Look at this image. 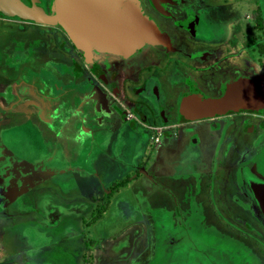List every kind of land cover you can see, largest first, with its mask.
I'll return each instance as SVG.
<instances>
[{
    "label": "rangeland",
    "instance_id": "rangeland-1",
    "mask_svg": "<svg viewBox=\"0 0 264 264\" xmlns=\"http://www.w3.org/2000/svg\"><path fill=\"white\" fill-rule=\"evenodd\" d=\"M41 1L49 9L52 7L53 0ZM224 1L230 0H205L206 4L217 5ZM258 1L260 0H247V4L249 3V7H256ZM259 15L264 16V0H261ZM8 17L17 21H25V23L0 21V33L2 29V33H5L13 26L16 29L32 30L33 37L37 34L35 39L40 38L45 41V48L42 49L46 53H48V48L58 49L60 44L70 46L58 27L34 24L19 17ZM236 21L235 29H244L248 26L254 35H258L256 29L259 28L253 26V21H248L244 17H238ZM239 22H242L245 27H241ZM38 29L44 30V33H38ZM17 32L14 33L15 36L19 35ZM259 32H261L262 64L264 61V29L261 28ZM17 42L12 41L13 44ZM72 52L77 53L79 67H85L88 62L82 54L73 49ZM55 54L56 51L50 52L49 58L42 53L35 58V61H33L35 55L31 54L27 61L31 64L36 63V65L52 68L53 63L59 62L55 60ZM61 58L69 59L66 53ZM57 66L63 68L60 64ZM12 71H15L14 63ZM51 71L54 70L51 69ZM262 73H264L263 69ZM55 74L58 75L56 72ZM139 93L133 90L128 91L132 100H136ZM142 93L143 96L150 97L148 93ZM171 130L172 133H177V137L172 136L173 139H171L168 133L160 134L163 152L167 155L168 150L174 151L180 148L181 152L175 157H183L187 163L186 167L174 169V172L182 175L180 179L170 178L171 176L166 178L164 174L158 172L156 180L151 181L152 189L149 191L134 188L133 195L130 193L131 190L116 193L118 182L105 180V157L100 163L93 164L92 162L75 167L63 161L65 163H61L60 173L41 176L27 188L24 195H18L16 189L3 188L0 192V264H90L95 254L90 248V243L93 244L96 241L97 243L103 242L101 249H105L104 252L100 249L97 253V264H232L227 254L231 246H223V243L237 246L244 251L239 254L237 264L238 261H244L246 264H252L253 260L256 261V257L251 256V253H260L261 264H264V249L261 248V219L256 215L252 216L256 208L243 192L236 191L234 188L236 182L240 183L237 181L238 178H235V172L246 146L238 147L233 152L230 150L227 158L224 161L221 158L220 163L219 158L210 162L206 161V158L202 159L199 154L200 145L198 144L206 137L203 126L193 125L188 131L183 126L179 129L173 126ZM213 132L215 134V130ZM190 133L195 135L188 138V141L198 139L196 143L198 147L194 145L195 147L192 148L198 152L195 158L190 156L192 152L189 153L191 144L185 142ZM154 134L155 130L146 127L139 133V137L143 138L141 143L144 141L146 145H149L148 150L151 149L150 144L155 145L151 138ZM139 146L136 144L134 148L137 149ZM194 161H199L198 169L196 163L193 164ZM143 165L141 164L138 171L132 174L138 173V176L142 177L140 170ZM149 167L150 163H147V168ZM197 170H200V175ZM188 171L191 173L189 177H185ZM208 171L211 172L208 174ZM207 176L215 181L217 189L221 191L218 195L216 189L210 198L206 197L204 192H198L196 198L203 205L206 219L203 221V214L198 212L180 214L175 212L177 202L181 210L186 206L188 211L194 209L191 206L193 201L189 199L192 195V192L189 193V188L196 190L205 186L203 180L207 179ZM138 182L140 183V180ZM165 187L174 190L170 189L171 192L168 193ZM244 200H246L244 205L251 209L250 213L242 208ZM211 211L216 213L218 220L221 221L219 226L211 225L213 221ZM236 213L246 217L251 225L243 227L240 224L241 228L237 229L229 225L228 227L232 229L229 231L226 227L227 223H234ZM179 215H185L186 218L188 216L198 217V220H191V226L202 228L210 236L206 237V241L204 240V246L194 244V246L192 244L183 246L180 245L183 239L175 240L171 252L162 253L160 234L164 230L171 233L181 227L182 225L178 224ZM183 218L180 217V219ZM171 235L176 239L179 238L174 233ZM238 236L244 238L246 242H241ZM86 239H88L89 246L85 244ZM123 255L127 257L126 260Z\"/></svg>",
    "mask_w": 264,
    "mask_h": 264
},
{
    "label": "crops",
    "instance_id": "crops-1",
    "mask_svg": "<svg viewBox=\"0 0 264 264\" xmlns=\"http://www.w3.org/2000/svg\"><path fill=\"white\" fill-rule=\"evenodd\" d=\"M7 20L16 23L22 21L0 15V21ZM2 30L0 33V192L3 188L16 189L18 195H24L27 188L41 176L60 173L61 163L66 162L75 167L92 162L100 163L104 157L105 180L118 182L116 193L131 190L130 193L133 195L134 188L149 191L152 189L151 181L156 180L158 172L164 174L166 178L182 177L178 172H174V169H184L187 164L183 157H175L181 152L180 148L174 151L168 150L169 153L166 155L158 142L155 145L150 144L151 149L148 150L149 145L144 141L141 143L143 138L139 137L143 125L130 119L126 114L128 108L134 107L116 91L111 92L98 82L86 81L84 76L78 78L86 66L81 68V71L75 66L73 60H78L77 53L72 52L68 46L60 45L58 49L48 48L46 53L42 49L45 48V41L40 38L35 39L37 34L33 37L32 30L16 29L15 26L5 33H2ZM16 31L19 35L15 36ZM37 31L44 33V30ZM13 40L18 42L13 44ZM52 51H56L54 57L59 61L53 63L52 68L27 61L31 54L35 55L33 61L42 53L50 58L48 54ZM65 53L68 60L61 58ZM58 64L63 68H59ZM139 115L144 121L150 120ZM19 129L21 132L18 131ZM162 134L166 133L163 131ZM194 135L190 133L186 138L187 141L185 140L192 146L189 153L195 151L192 148L198 142V139L188 141V138ZM172 136L177 137L174 133H170L169 138L173 139ZM136 144L140 145L137 149L134 148ZM214 159L211 155L205 160L211 162ZM199 161L192 162L196 163L197 169ZM147 163H150L149 168ZM141 164H144L141 167L142 171L140 170L142 177L138 176V173L132 174L138 171ZM197 171L200 175V170ZM189 173L191 172L188 171L186 175ZM170 189H167L168 193ZM197 196L198 194L191 195L189 198L193 201L191 206L194 209L188 211L186 206L181 210L177 202L175 212L178 214L198 212L203 214L204 221L206 214ZM107 202L110 203L109 200ZM211 214L213 216L211 225L215 226L216 213L211 211ZM180 217L184 218L180 219ZM197 218L179 215L178 224L183 227L187 222L190 224L191 220H198ZM102 244L103 242H93L94 247L90 248L95 254L90 264H97V253ZM104 250L101 249V252ZM123 257L124 260L127 259L125 255Z\"/></svg>",
    "mask_w": 264,
    "mask_h": 264
},
{
    "label": "flooded vegetation",
    "instance_id": "flooded-vegetation-1",
    "mask_svg": "<svg viewBox=\"0 0 264 264\" xmlns=\"http://www.w3.org/2000/svg\"><path fill=\"white\" fill-rule=\"evenodd\" d=\"M139 1L143 11L167 35L166 43H145L128 57L93 51V57L88 61L83 53V58H86L88 63L80 76H84L86 81L102 84L111 92L116 91L134 107L128 108L130 112H148L150 113L148 119L154 123L163 125L160 114L163 112L168 121L167 125H163L165 133H172L173 126L178 129L183 126L187 131L193 125L203 126L206 137L198 144L202 159L204 155H207L206 158L213 155L214 158H219L220 163L221 158L223 161L227 158L230 150L233 152L238 147L246 146L235 172V178H238V170L242 166L251 165L256 161V156L264 152V107L256 110H232L214 117L188 121L181 119L178 101L194 90H199L208 96H219L227 84L243 76L257 78L264 84V73L261 74V70L264 71V61L261 64V32H259L261 28L256 29L258 35H254L248 26L244 29L234 28L238 17L253 21L255 27V20L261 16L259 15L261 0L256 7H249L247 0L224 1L220 5L206 4L205 0ZM39 4L46 10L49 9L41 0ZM160 5L163 6L164 11L159 8ZM239 23L241 27H245L242 22ZM61 32L70 45L68 48L77 52L79 49L70 42L62 30ZM73 61L79 71L84 68L79 67L78 60ZM146 72L148 74H145ZM140 88H144V92L151 95L157 103L141 93L136 100L130 99L128 91L137 92ZM196 154L198 153L192 152L191 157L195 158ZM261 170H263L261 165L257 164L256 171L261 172ZM207 177L203 180L205 186L196 190L189 188V193L197 195L202 191L209 198L214 195L217 185L210 179L211 177ZM234 188L243 192L256 208L243 185L236 182ZM220 191L217 189L216 194L219 195ZM245 201L242 202L243 205ZM242 208L251 212V209L245 205ZM255 215L260 218L257 208L252 216ZM234 217V223H227L226 227L229 231L232 230L229 225L236 229L241 228V225L243 227L251 225L250 221L239 213ZM215 218V226H219L221 221L218 220L217 214ZM186 227L203 230L191 226L188 222L177 229L183 230ZM263 236L264 224L261 220L262 249H264ZM238 238L241 242H246L244 238L239 236ZM251 256L256 257V261L253 260L252 264L262 263L260 253H251Z\"/></svg>",
    "mask_w": 264,
    "mask_h": 264
},
{
    "label": "water",
    "instance_id": "water-1",
    "mask_svg": "<svg viewBox=\"0 0 264 264\" xmlns=\"http://www.w3.org/2000/svg\"><path fill=\"white\" fill-rule=\"evenodd\" d=\"M159 8L164 11L163 6ZM0 12L36 24L59 27L88 60L92 59L93 51L128 57L145 43H166L167 40L165 32L143 11L139 0H53L51 11L41 6L39 0H0ZM144 90L140 88L137 92L143 94ZM149 99L156 102L151 95ZM178 104L180 114L188 121L238 109H261L264 107V84L257 78L243 76L227 84L219 96L194 90L180 98ZM139 114L144 119L150 117L148 112ZM160 114L161 124L167 125L163 112ZM255 159L250 167L242 166L237 176L264 224V152ZM257 164L261 165V172L256 171Z\"/></svg>",
    "mask_w": 264,
    "mask_h": 264
},
{
    "label": "bare ground",
    "instance_id": "bare-ground-1",
    "mask_svg": "<svg viewBox=\"0 0 264 264\" xmlns=\"http://www.w3.org/2000/svg\"><path fill=\"white\" fill-rule=\"evenodd\" d=\"M174 231L171 233H174V235L178 236L179 238L176 239L173 235H171L170 232H167L165 230L163 233L160 234V240L162 242V244L160 245V251L162 253L168 252L167 254H169V252H171V250L174 248L173 242H175V240L183 239V242L180 243V245H183V246H188L191 244L192 246L194 245L204 246L205 241L207 240L206 237L208 238V236H210L207 233H205L204 230L192 229V228L189 229L188 227H186L183 230L176 228ZM222 245L228 246V247L231 246V250L227 251L228 252L227 254H228V257L232 260L233 262L232 264H237L236 262H237L239 254H241L244 251L237 246L227 245L226 243H223ZM221 251L224 252V250H221ZM238 262H239L238 264H246L244 261H238Z\"/></svg>",
    "mask_w": 264,
    "mask_h": 264
},
{
    "label": "built area",
    "instance_id": "built-area-1",
    "mask_svg": "<svg viewBox=\"0 0 264 264\" xmlns=\"http://www.w3.org/2000/svg\"><path fill=\"white\" fill-rule=\"evenodd\" d=\"M126 114H127V116H129L130 119L137 121L138 123H140L144 127L155 130V134L151 135V138L153 139V141L155 143L159 142L160 134L163 133L164 128H165L163 125H160L158 123H154L151 120L144 121L141 119V117L138 113L130 112L129 110H126Z\"/></svg>",
    "mask_w": 264,
    "mask_h": 264
},
{
    "label": "trees",
    "instance_id": "trees-1",
    "mask_svg": "<svg viewBox=\"0 0 264 264\" xmlns=\"http://www.w3.org/2000/svg\"><path fill=\"white\" fill-rule=\"evenodd\" d=\"M52 4H53V3H52ZM51 9H52V7H51L50 9H48V11H51ZM0 15H5V14H3V13L0 12ZM19 18H20V17H19ZM20 19H22V18H20ZM254 25H255L256 28H263V29H264V16H263V17H260V16H259V18L255 20ZM71 45H72V44H71ZM72 46H73V45H72ZM78 51H79V52L82 54V56H83V52H82L81 50H78ZM262 51H263V50H262ZM263 54H264V51H263ZM85 60H86V58H85ZM135 113H138V112H135ZM181 119H182V120H185V119L182 117V115H181ZM85 244H86V245L89 244L88 239L85 240ZM90 244H92V242H91ZM94 245H95V244H94ZM94 245L92 244V245H90V247L92 248V247H94ZM88 246H89V245H88Z\"/></svg>",
    "mask_w": 264,
    "mask_h": 264
}]
</instances>
